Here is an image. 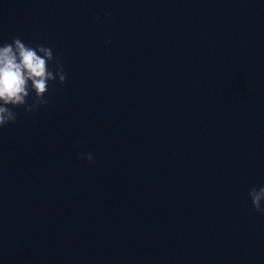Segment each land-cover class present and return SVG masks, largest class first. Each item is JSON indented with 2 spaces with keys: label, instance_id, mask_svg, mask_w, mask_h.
I'll list each match as a JSON object with an SVG mask.
<instances>
[{
  "label": "clouds",
  "instance_id": "clouds-1",
  "mask_svg": "<svg viewBox=\"0 0 264 264\" xmlns=\"http://www.w3.org/2000/svg\"><path fill=\"white\" fill-rule=\"evenodd\" d=\"M57 79L64 84L67 74L50 47L39 44L33 47L19 37L0 44V128L17 121L18 113L14 109L23 108L25 114H31L46 106L50 82ZM30 97L32 103H28ZM79 156L89 163L95 161L92 153ZM248 196L253 209L264 214V187L252 186Z\"/></svg>",
  "mask_w": 264,
  "mask_h": 264
}]
</instances>
